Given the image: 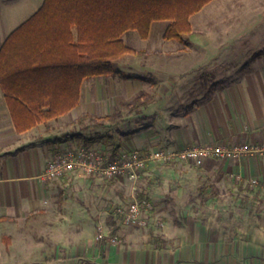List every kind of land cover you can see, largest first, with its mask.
I'll list each match as a JSON object with an SVG mask.
<instances>
[{"label": "crops", "instance_id": "crops-1", "mask_svg": "<svg viewBox=\"0 0 264 264\" xmlns=\"http://www.w3.org/2000/svg\"><path fill=\"white\" fill-rule=\"evenodd\" d=\"M42 2L24 18L17 19L20 11H14L12 17L0 20V48L6 37L33 15ZM155 22L151 23L145 39L137 32L133 35L135 30H126L121 36L129 47L135 36L145 43L140 49L134 48L143 50L142 55L121 57L122 64H126L125 70H121L136 78L111 75L84 78L74 107L26 130L16 129L0 82V264H233L234 256L245 255L246 249L252 254L250 241L242 240L238 223L232 226L233 220L239 217L233 212L223 216L220 212L204 213L222 202L224 191L257 189L263 192L261 187L249 185L248 180L264 178V157L250 155L225 160L210 157L202 161L199 171L185 167L160 169L159 183L141 190L153 204V216L164 217L160 229L146 232V227L121 224L110 213L111 209L99 213L97 218L110 231L113 226L116 232L123 229L122 241L100 242L92 232L82 233L79 205L71 198L65 199L64 189L53 182L76 172L49 180L40 177L47 160L67 147L80 144L99 147L86 144V139L74 142L77 137L69 134L68 128L78 124L76 120L80 111H84V103H88V113L103 116L118 112L116 107L123 100L125 106L131 105L130 100L139 106L150 99L141 107L152 112L151 123L141 130L137 139L132 135L122 145L124 149L158 145L166 150H179L210 142H264V52L252 58L241 73L227 79L219 75L217 68L223 64V68L227 65L225 72L231 70L230 58L235 59L233 55L240 53L239 35L233 34L235 39L218 43L192 38L189 47L177 41L173 47L160 49L153 41L150 46V31ZM165 27L166 24L162 34ZM193 35L192 31L189 36ZM231 54L226 61L223 55ZM130 70L141 74H129ZM3 75L4 86L10 94L32 97L33 101L37 97L69 93L63 84L57 83L59 78L50 84L49 75L19 69ZM84 89L88 94L83 98ZM183 94L192 98L183 113L173 114L172 106ZM200 175L212 181L210 189L219 191L218 198L213 196L211 201L205 195L192 200L185 197L187 190L179 191L183 182L190 181L189 177L199 182ZM133 186L125 183L127 200L137 193L136 185ZM70 188L75 190L73 185ZM84 214L91 219L83 211ZM19 221L29 227L19 230L11 226ZM135 228L139 231L134 233Z\"/></svg>", "mask_w": 264, "mask_h": 264}, {"label": "rangeland", "instance_id": "rangeland-1", "mask_svg": "<svg viewBox=\"0 0 264 264\" xmlns=\"http://www.w3.org/2000/svg\"><path fill=\"white\" fill-rule=\"evenodd\" d=\"M40 1L41 0H0V20L12 17L10 15L14 11L17 13L20 11L19 16L17 15V19L24 18L35 10ZM189 21L192 31L194 32L192 37H188L189 40L192 38L208 39L218 43L235 39L233 34L235 37L238 35L240 36V53L236 55H223L226 61L228 59L227 57H232V55L236 56L235 59L230 58L232 60L228 63V66H231V70L225 72L224 68L227 67V65L223 68L222 62V68H217L219 75L222 77H227L228 79L229 77L238 75L245 69L244 67L246 64L248 65L250 63L255 53L260 55L264 52V0H211L198 12L192 14ZM165 24L167 25V21H157L153 24L150 31V46L152 41L157 46L160 45V47H158L160 49H168L177 45V40L171 39L168 41L162 37V30ZM132 33L133 35H137L135 34L136 31H133ZM130 45L132 48L140 49L145 43L135 36V39L131 40ZM115 65L118 68L125 70L124 66H126V64H122V58L115 60ZM134 66L138 67L137 65ZM127 72L129 74H141L136 70H130ZM204 81L209 80L204 79ZM85 94L86 96H84ZM87 94L88 91L84 89L82 91L83 98L87 97ZM191 98L192 96H187L185 94L178 97L175 101L176 103L172 106L173 114L183 113L185 105L188 104ZM123 101H121L119 106L116 107L118 109V114L115 115L112 120L104 122L101 126L95 125L94 122L89 119H85L81 124L78 123L75 126L68 128L69 134L80 136V140L76 138L74 142H82L83 139H86V144L89 143V145L101 146L100 149L104 152L114 154L124 149L122 145L125 144L127 140H130L133 137L137 139L141 134V130H143L145 126H149L151 123L150 117H152V112L149 110L145 111L144 107H141V105L145 103L148 104L150 99L147 98L145 102L139 106H136L132 100H130V106H125ZM180 101L182 103H180ZM87 104L88 103H84V111L81 109L82 105L80 106V109L82 110L80 111L81 113H79L80 116L84 113H88L86 111L88 109ZM99 136L100 138H98ZM159 147L161 146L151 145L150 147L135 149L139 150L143 155H147L153 151L164 149ZM114 149H116L115 152ZM254 155L264 157V153H256L253 154V156ZM241 156L250 155L244 154ZM236 158L239 157H234L232 159ZM201 165L202 162L198 163L176 160L171 162L148 163L146 174H142L135 182L130 181L123 175L105 178L98 175L90 176L79 172L73 173L72 175H64L53 180V182L58 188L62 187V189H64L63 195L65 196V199L71 198L75 202V205H79L78 207H80L82 211L79 228L82 233L84 232L83 234H85V232L90 231L92 232L94 239L98 241L96 239L97 223L102 220H99L97 217L100 212L107 211L108 209L110 210L114 206L126 202L128 197L126 196L127 194L125 195V183L127 184L128 182L130 185H136L137 191H141L146 189L145 186L157 185L159 183L158 171L160 169L185 167L187 169L191 168L195 171H199ZM256 178L259 179V177ZM189 179L190 181H187L186 183L183 182L182 184L184 185L179 187L181 188L179 191H188V195L185 194V197L189 196L194 200L197 196L206 195L209 200L212 201V197H217V194H219L218 190L210 189L212 181L209 178H203L201 176L199 182L193 180V177H189ZM72 185L75 186L74 191L70 188ZM221 194V196H223L222 202L217 206H211L204 214L217 215V213L220 212V215L223 216L227 215L228 212H233L236 217H239V220L237 218L233 220L234 224H232V226H235L238 223V226H240L241 229L240 236L242 240L250 241L252 246L250 249L252 254H248L249 251L245 248L246 254L234 256L236 259L233 260V264H264V191L261 192L257 189L253 191H224V193ZM172 208L173 211H176L174 206H172ZM83 211L86 212L91 219L86 218L85 214L83 215ZM249 212L251 213V216H248ZM163 218L164 217L161 215L157 216V218L154 217V221L156 220L158 222L155 223L153 221L150 223L145 229L146 232L149 230L152 231V229H160L163 226ZM88 220L89 222H87ZM11 226L19 230H25L26 226L29 227L21 221ZM226 226L230 228L231 225ZM75 227H77V225H75ZM254 228L256 229V233L253 235L252 231ZM138 231L137 228L134 229V233ZM122 233L123 229H117V232H111L109 237L113 238L114 241H122ZM103 241H105V239L100 240V242ZM225 264L228 263L226 262Z\"/></svg>", "mask_w": 264, "mask_h": 264}, {"label": "trees", "instance_id": "trees-1", "mask_svg": "<svg viewBox=\"0 0 264 264\" xmlns=\"http://www.w3.org/2000/svg\"><path fill=\"white\" fill-rule=\"evenodd\" d=\"M209 1L43 0L40 8L15 28L0 48V82L16 129L23 131L66 113L78 103L79 86L84 78L95 75L136 78L126 75L115 65V60L125 55L144 53L124 44L121 36L126 30H135L145 39L152 22L167 21L163 38L191 46L189 18ZM257 55L255 53L253 58ZM18 69L49 75L50 84L59 78L57 83L63 84L69 93L37 97L35 101L32 97L10 94L4 86L3 74ZM117 114L84 113L76 122L81 124L89 119L101 126ZM135 197L148 199L141 191H137ZM115 230L113 226L111 232Z\"/></svg>", "mask_w": 264, "mask_h": 264}, {"label": "built area", "instance_id": "built-area-1", "mask_svg": "<svg viewBox=\"0 0 264 264\" xmlns=\"http://www.w3.org/2000/svg\"><path fill=\"white\" fill-rule=\"evenodd\" d=\"M256 153H264V142L251 144L210 142L193 144L179 150L159 149L147 155L132 148L111 154L99 148L80 144L69 146L62 152L51 156L40 173V177L43 180H49L64 173L80 172L105 178L123 175L135 182L144 173L148 163L174 160L199 163L210 157L227 159ZM248 182L250 185L259 186L264 190V178L253 177ZM152 211L153 204L149 199L139 200L132 196L126 203L114 206L112 215L117 217L121 224L143 228L154 221ZM96 233V239L99 241L103 239L114 241L109 237L111 231L103 221L97 223Z\"/></svg>", "mask_w": 264, "mask_h": 264}]
</instances>
